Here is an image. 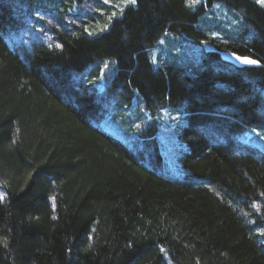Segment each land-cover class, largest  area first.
Returning a JSON list of instances; mask_svg holds the SVG:
<instances>
[{
	"label": "trees",
	"instance_id": "obj_1",
	"mask_svg": "<svg viewBox=\"0 0 264 264\" xmlns=\"http://www.w3.org/2000/svg\"><path fill=\"white\" fill-rule=\"evenodd\" d=\"M204 1L96 0L85 22L51 26L49 46L19 41L24 18L63 20L80 0H0V264H264V151L240 138L264 136V7ZM215 2L229 14L214 28ZM229 19L240 37L217 28ZM167 33L213 49L154 69L148 51ZM105 60L116 74L97 91ZM139 101L183 114V176L162 170L151 124L129 145L97 125Z\"/></svg>",
	"mask_w": 264,
	"mask_h": 264
},
{
	"label": "rangeland",
	"instance_id": "obj_2",
	"mask_svg": "<svg viewBox=\"0 0 264 264\" xmlns=\"http://www.w3.org/2000/svg\"><path fill=\"white\" fill-rule=\"evenodd\" d=\"M78 4L77 11H74L75 14L65 17L63 20L62 18L51 14H41V16L35 15L33 17L26 16L24 18V27L18 33L19 41L25 45L41 42L49 46H57L58 43L53 37L51 26H57L59 29L69 30L73 25L76 26L85 22L86 18L90 15H95L97 12L96 0H80ZM201 4L206 6L204 0H198V3L194 7ZM211 10L212 12H210ZM206 13L213 15L216 18L213 19L209 17V19L212 20L209 23L214 28L217 26V22L223 23V20L228 19L227 15L229 14L227 8L219 2L212 4L211 8L206 7ZM64 22L67 26H63ZM225 24L228 26L217 28L228 29L229 32H232L231 30H238L234 35L240 37L242 27L238 26V23L235 22V20L229 19L228 23L226 22ZM212 47V44L208 42V40L202 42L200 45H189L179 36L175 37L174 34L167 33L154 43L149 49L148 54L152 67L158 69L163 64L167 65L170 62L169 58H172V60L177 58L183 63L188 62L189 60L196 64L198 63L201 54L211 51L213 49ZM115 74V61H102L99 65L97 77L94 81H90L89 84H91V86L97 91H104L110 81L114 78ZM136 95L137 94L134 93L130 95L128 100L130 106L133 105V102L138 101L136 100ZM141 103H143V101H139V105H141ZM123 112L127 114L123 115L124 118H121V113ZM136 119L137 121H140L141 119L143 122L131 126ZM119 122H121V124ZM144 124H151L152 126L150 127L154 130L157 145L163 158L162 170L165 173H170L172 176L176 177L186 174L187 171L181 168L179 162V159L183 155V151H185V143L181 138V131L185 125V119L181 111H173L168 103H166L165 106L156 108H152L143 103L139 111L130 107L125 110L124 106L123 109L109 106L106 108L103 116L97 123L101 129L110 133L127 145H129V141L126 136L128 133H131L132 128L138 129L141 126L143 127ZM124 125L126 126L124 127ZM240 136L243 142L249 143L264 151V136H262L257 129L252 128L250 130H245ZM133 139L134 138H131V140ZM0 192H2L1 189Z\"/></svg>",
	"mask_w": 264,
	"mask_h": 264
},
{
	"label": "water",
	"instance_id": "obj_3",
	"mask_svg": "<svg viewBox=\"0 0 264 264\" xmlns=\"http://www.w3.org/2000/svg\"><path fill=\"white\" fill-rule=\"evenodd\" d=\"M219 56H220L221 60H223V61H225L227 63H230V64H232V65H234L235 67H238V68L260 66V62L258 64H255V65L244 64L240 60H238L237 57H247V58H250V59H253V58H251L249 56L238 55L236 53H233V52H230V51H226V50L220 51ZM253 60H255V59H253Z\"/></svg>",
	"mask_w": 264,
	"mask_h": 264
},
{
	"label": "snow or ice",
	"instance_id": "obj_4",
	"mask_svg": "<svg viewBox=\"0 0 264 264\" xmlns=\"http://www.w3.org/2000/svg\"><path fill=\"white\" fill-rule=\"evenodd\" d=\"M105 2L107 3L108 0H105ZM128 2L130 3H136V0H128ZM198 3V0H189V6H195ZM255 3L260 5L261 7H264V0H255ZM213 35H216L215 33H213ZM238 60H240L242 63L244 64H249V65H255L258 64L259 61L257 60H253L247 57H237ZM5 199V194L0 192V201ZM161 251H163V249H161Z\"/></svg>",
	"mask_w": 264,
	"mask_h": 264
}]
</instances>
